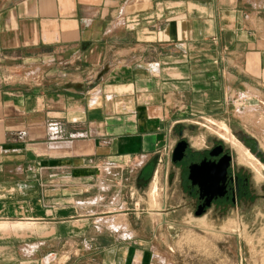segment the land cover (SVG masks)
<instances>
[{
  "label": "crops",
  "instance_id": "1",
  "mask_svg": "<svg viewBox=\"0 0 264 264\" xmlns=\"http://www.w3.org/2000/svg\"><path fill=\"white\" fill-rule=\"evenodd\" d=\"M0 61V264H152L134 194L176 110L264 106V0H0Z\"/></svg>",
  "mask_w": 264,
  "mask_h": 264
},
{
  "label": "rangeland",
  "instance_id": "2",
  "mask_svg": "<svg viewBox=\"0 0 264 264\" xmlns=\"http://www.w3.org/2000/svg\"><path fill=\"white\" fill-rule=\"evenodd\" d=\"M141 5L135 3L131 7ZM257 94L235 91L228 98V111L216 115L182 109L170 117L166 149L155 157L158 172L155 178L151 175L143 191L134 194L138 206L157 209L167 204V208H171L168 222L150 241L154 250L152 264H264V179L257 182L251 169L237 163L235 151L222 138L226 132L222 127L226 126L237 141L264 162V106L261 107ZM181 138L186 139L187 148L195 152L217 141L229 149L235 166H242L255 185L248 201L221 208L212 206L203 214L204 219L196 220L191 198L184 196L180 189V165L171 159L172 149ZM159 156L163 161L157 164ZM153 182L158 183L156 194L152 190ZM152 215L155 219L159 217ZM203 220L205 224L201 226L199 222ZM50 258L47 256L44 261ZM99 258L100 254L88 253L76 264H103Z\"/></svg>",
  "mask_w": 264,
  "mask_h": 264
},
{
  "label": "flooded vegetation",
  "instance_id": "3",
  "mask_svg": "<svg viewBox=\"0 0 264 264\" xmlns=\"http://www.w3.org/2000/svg\"><path fill=\"white\" fill-rule=\"evenodd\" d=\"M236 161L242 164L237 153ZM175 162L180 165V189L191 198L196 220L204 219L203 214L212 206L221 208L248 201L255 187L249 173L242 166H235L229 149L219 141L197 152L186 147L184 155ZM206 171L211 174L204 175Z\"/></svg>",
  "mask_w": 264,
  "mask_h": 264
},
{
  "label": "bare ground",
  "instance_id": "4",
  "mask_svg": "<svg viewBox=\"0 0 264 264\" xmlns=\"http://www.w3.org/2000/svg\"><path fill=\"white\" fill-rule=\"evenodd\" d=\"M222 128L226 131L223 132L222 138H224L227 142L230 143L231 147L238 155L239 162L249 167L252 170L257 182H262L264 179V162L256 158L248 148H246L239 141H237L236 138L229 131L230 129L228 130L226 126H223ZM152 190L153 193L156 194L158 190L157 182H153ZM199 223H201V226L205 224L204 220L200 221Z\"/></svg>",
  "mask_w": 264,
  "mask_h": 264
},
{
  "label": "water",
  "instance_id": "5",
  "mask_svg": "<svg viewBox=\"0 0 264 264\" xmlns=\"http://www.w3.org/2000/svg\"><path fill=\"white\" fill-rule=\"evenodd\" d=\"M187 145H188V142H187V140L186 139H184V138H181V139H179L176 143H175V145H174V147H173V149H172V153H171V159L173 160V161H177V160H179L183 155H184V151H185V148L187 147ZM264 156V155H263ZM227 157H229L228 155H227ZM226 164V163H225ZM225 164H224V166H223V170H224V167H225ZM210 175L211 174V172H205L204 173V175Z\"/></svg>",
  "mask_w": 264,
  "mask_h": 264
}]
</instances>
